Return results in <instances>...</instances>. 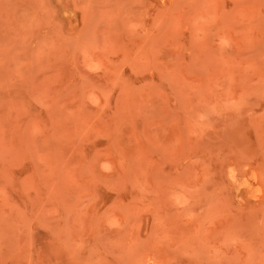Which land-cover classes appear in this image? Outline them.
<instances>
[{"label":"rangeland","instance_id":"rangeland-1","mask_svg":"<svg viewBox=\"0 0 264 264\" xmlns=\"http://www.w3.org/2000/svg\"><path fill=\"white\" fill-rule=\"evenodd\" d=\"M0 264H264V0H0Z\"/></svg>","mask_w":264,"mask_h":264}]
</instances>
